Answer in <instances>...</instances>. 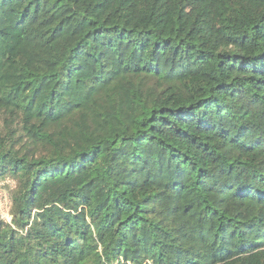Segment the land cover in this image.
Segmentation results:
<instances>
[{
    "label": "trees",
    "instance_id": "16d2710c",
    "mask_svg": "<svg viewBox=\"0 0 264 264\" xmlns=\"http://www.w3.org/2000/svg\"><path fill=\"white\" fill-rule=\"evenodd\" d=\"M194 1L0 0V264L264 245V0Z\"/></svg>",
    "mask_w": 264,
    "mask_h": 264
},
{
    "label": "rangeland",
    "instance_id": "374dc122",
    "mask_svg": "<svg viewBox=\"0 0 264 264\" xmlns=\"http://www.w3.org/2000/svg\"><path fill=\"white\" fill-rule=\"evenodd\" d=\"M204 0H196L193 4L188 8V11L191 12L194 8L199 6ZM207 13L205 16L206 19V30L207 31H221V21L220 18L212 14L210 11V6H207ZM16 179L11 175H6L0 178V217L4 220L8 221L9 218V208H10V191L14 187ZM264 261V245L240 258L238 261L236 260H227L220 264H262Z\"/></svg>",
    "mask_w": 264,
    "mask_h": 264
}]
</instances>
